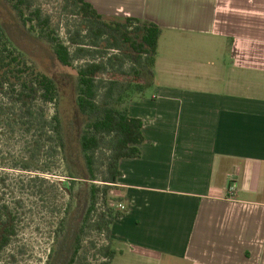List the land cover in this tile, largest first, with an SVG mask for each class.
<instances>
[{
    "label": "crops",
    "instance_id": "0c3cea01",
    "mask_svg": "<svg viewBox=\"0 0 264 264\" xmlns=\"http://www.w3.org/2000/svg\"><path fill=\"white\" fill-rule=\"evenodd\" d=\"M85 2L160 29L129 104L146 142L119 163L110 264H264V0Z\"/></svg>",
    "mask_w": 264,
    "mask_h": 264
},
{
    "label": "trees",
    "instance_id": "16d2710c",
    "mask_svg": "<svg viewBox=\"0 0 264 264\" xmlns=\"http://www.w3.org/2000/svg\"><path fill=\"white\" fill-rule=\"evenodd\" d=\"M4 1L20 26L26 29L29 24L26 30L34 31L50 48L55 64L76 73L75 108L83 124L79 152L85 167L84 180L90 185L88 206L74 231L66 264H86L85 253L80 255L81 243L92 230L106 238V245L99 254L102 264H110L116 254L110 238L111 226L115 218L125 212L106 204V198L110 191L117 190L120 161L140 158L139 147L146 142L142 121L129 115V104L152 84L160 29L138 19L103 17L85 0H65L64 14L79 20L80 24L74 28L65 25L62 40L51 26L50 17L44 16L39 8H33L32 0ZM80 61L83 63L74 67V63ZM126 63L130 64L127 69ZM4 98L17 107L16 116L21 122L29 117L42 128L46 124L43 107L52 105L55 112L48 126L64 146L55 80L41 72L12 44L0 24V100ZM103 146L107 155L100 163L104 171L98 176L97 161L101 160L98 152ZM102 200L105 208H99ZM4 209V206L0 208V221L1 216L5 217ZM61 230L62 227L56 232L57 236ZM14 235L13 226L5 229L0 236V252Z\"/></svg>",
    "mask_w": 264,
    "mask_h": 264
},
{
    "label": "rangeland",
    "instance_id": "374dc122",
    "mask_svg": "<svg viewBox=\"0 0 264 264\" xmlns=\"http://www.w3.org/2000/svg\"><path fill=\"white\" fill-rule=\"evenodd\" d=\"M32 2L33 8L50 17L51 26L62 40L65 25L74 28L80 24L79 20L64 14L65 0ZM0 24L12 44L41 72L55 80L64 145L61 146L58 135L48 126L55 112L52 105L43 107L46 124L42 128L29 117L23 119L25 123L21 122L16 116L17 107L6 98L0 100V208L5 207L0 236L9 226L15 230L9 245L0 252V264H66L74 231L88 206L90 185L84 180L85 167L79 152L83 124L75 108L76 73L55 64L50 48L34 31L26 30L29 24L26 29L20 26L4 0H0ZM82 63L75 62L74 67ZM129 67L126 63L125 68ZM106 155L107 149L103 146L98 152L101 157L97 161L98 176L104 171L100 163ZM96 184L101 187V183ZM106 201L108 205L119 202L117 190L110 191ZM103 204L100 201L99 208H105ZM105 241L95 230L82 239L80 255L85 253L86 264H102L99 252Z\"/></svg>",
    "mask_w": 264,
    "mask_h": 264
},
{
    "label": "built area",
    "instance_id": "2783aa9c",
    "mask_svg": "<svg viewBox=\"0 0 264 264\" xmlns=\"http://www.w3.org/2000/svg\"><path fill=\"white\" fill-rule=\"evenodd\" d=\"M235 192H236L235 183L233 181H231V183L229 184L228 189H227L228 198L229 199H233L234 196H235ZM111 206L115 210L120 211V212H125V210H126V206L123 203H120V202L112 204Z\"/></svg>",
    "mask_w": 264,
    "mask_h": 264
}]
</instances>
